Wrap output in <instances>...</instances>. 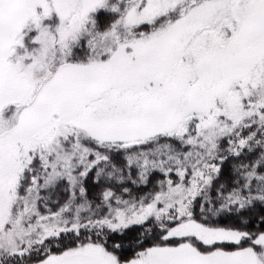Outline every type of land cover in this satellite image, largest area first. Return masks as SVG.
Instances as JSON below:
<instances>
[{
	"label": "snow or ice",
	"instance_id": "1",
	"mask_svg": "<svg viewBox=\"0 0 264 264\" xmlns=\"http://www.w3.org/2000/svg\"><path fill=\"white\" fill-rule=\"evenodd\" d=\"M0 264H264V0H0Z\"/></svg>",
	"mask_w": 264,
	"mask_h": 264
}]
</instances>
